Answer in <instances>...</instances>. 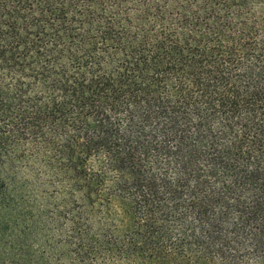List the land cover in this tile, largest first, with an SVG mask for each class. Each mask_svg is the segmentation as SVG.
Returning <instances> with one entry per match:
<instances>
[{
    "label": "trees",
    "instance_id": "trees-1",
    "mask_svg": "<svg viewBox=\"0 0 264 264\" xmlns=\"http://www.w3.org/2000/svg\"><path fill=\"white\" fill-rule=\"evenodd\" d=\"M0 264H264V0H0Z\"/></svg>",
    "mask_w": 264,
    "mask_h": 264
}]
</instances>
